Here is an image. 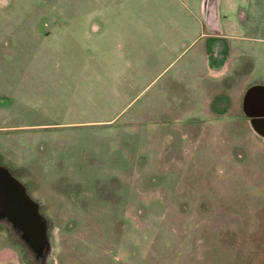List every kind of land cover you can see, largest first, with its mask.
<instances>
[{
	"label": "rangeland",
	"instance_id": "1",
	"mask_svg": "<svg viewBox=\"0 0 264 264\" xmlns=\"http://www.w3.org/2000/svg\"><path fill=\"white\" fill-rule=\"evenodd\" d=\"M238 1L222 44L262 84L264 0ZM199 3L0 0V161L52 247L35 261L0 229V264H264V143L209 116L226 78Z\"/></svg>",
	"mask_w": 264,
	"mask_h": 264
},
{
	"label": "flooded vegetation",
	"instance_id": "2",
	"mask_svg": "<svg viewBox=\"0 0 264 264\" xmlns=\"http://www.w3.org/2000/svg\"><path fill=\"white\" fill-rule=\"evenodd\" d=\"M211 43L209 44V55L211 57L212 65L221 67V57L224 54L225 47L223 46V41L221 38H211ZM241 97L233 98V95L227 96L225 99L221 98L218 99L215 104L214 108H223L231 110L233 115L232 117V126L236 129L240 128L241 130H246L249 128V120L248 117L245 115V110L242 108V101ZM187 127L184 126L185 131L187 132ZM191 137L193 136L192 132L189 131ZM186 134V136H187ZM188 136V137H190ZM0 171L2 173H7L10 177L16 179L17 181L21 182L22 186L24 187V191L22 189H14L15 191L11 193H4L0 192V229L7 232L9 237L13 240H17L21 247L27 254V258L32 256L35 261L38 259L43 260L45 262V254L47 252V244L50 241L49 236L47 235V225L46 217L41 212L40 207L36 208L35 213L37 214L39 223V235L35 231V223H34V213L33 210L28 208L24 196L28 195L32 198L26 185L13 173L12 169L2 163L0 161ZM0 179H6L7 184H9V189L13 188L14 185L11 180L3 177V174L0 173ZM14 193V194H13ZM16 196L19 198L22 204H24V212L20 209L16 208L14 205L13 200L10 196ZM35 214V215H36Z\"/></svg>",
	"mask_w": 264,
	"mask_h": 264
},
{
	"label": "crops",
	"instance_id": "3",
	"mask_svg": "<svg viewBox=\"0 0 264 264\" xmlns=\"http://www.w3.org/2000/svg\"><path fill=\"white\" fill-rule=\"evenodd\" d=\"M229 3H230V0H219V4H218V11H219L220 23L222 27V34L219 36H213L205 32L204 35L206 37H211V38L217 37V38L223 39L224 41L225 39H235L236 37H239L238 35H236L235 27L237 26L240 27L242 26L241 24L247 23V15L244 11V13L237 15L235 19H234V16H231L230 20H226L228 22L227 27L229 28L228 30H230V32H225L224 31L225 16L224 17L222 16L221 18V15L225 11L229 12V9H228ZM236 3L239 4V1ZM200 4H201V0L199 3V11H200ZM200 19H201V22L204 23L201 12H200ZM207 49L204 52H205V57H206L205 62H206V67H207L208 72L211 75L216 76L218 78H223V77L226 78L223 81H220L219 84L215 82L211 85L212 90L210 93V98L208 100L209 101V105H208L209 116H211L212 119H216L218 122H221L222 119L228 120L229 123L227 126L229 127V129H228V132H225V133H230L234 135L242 134V133L238 134V132L241 131L240 128L236 129L232 126L233 115L231 113V110L223 109L221 107L214 108L213 106L218 99H221V98L225 99L227 96L229 97L230 95H233V98L241 97L242 99L244 91L249 85H251V84H246L244 81L246 80V78L249 76V73H251V71L254 68L255 57L253 55H248L245 52H240L239 55L233 57L232 61H229L228 54L230 53V50L228 47H225L224 59H223L224 61H223V64L222 62H220L221 67L219 68L217 66L212 65L213 61L211 62L209 61V55H208L209 52ZM232 90L234 91L233 93H232ZM247 112L257 113L259 112V110L255 109V107L253 106V108H249ZM184 131L185 129L183 128V140L181 141V144L182 145L184 144L186 146L188 143L193 142L197 138L196 136L198 135V133H196V131L192 132L193 136L187 137L185 133L186 131L185 132ZM243 134L245 135L251 134V135L256 136L255 133L250 128V126L248 129L243 130ZM258 140H261L264 143L262 139L258 138Z\"/></svg>",
	"mask_w": 264,
	"mask_h": 264
},
{
	"label": "water",
	"instance_id": "4",
	"mask_svg": "<svg viewBox=\"0 0 264 264\" xmlns=\"http://www.w3.org/2000/svg\"><path fill=\"white\" fill-rule=\"evenodd\" d=\"M218 4L219 0H201L200 4V12L202 14V18L204 21V31L207 34L213 36H219L222 34V27L220 23L219 11H218ZM225 51V50H224ZM223 51V52H224ZM209 52V49H208ZM209 55V54H208ZM224 54H222L221 62L223 64ZM209 61L211 62V57L209 55ZM259 110L257 113H248L247 110L249 108H253ZM242 108L245 110V115L248 117L249 126L255 135L264 141V84H251L249 85L243 93L242 96ZM4 178L11 180L14 187L9 189V184H7L6 179H0V192L4 193H11L15 191L14 189H22L24 191V187L22 186L21 182L17 181L16 179L10 177L7 173H2ZM14 194V193H13ZM10 198L13 200L14 205L16 208L20 209L24 212V204L21 203L18 197L11 195ZM25 203L28 208L32 209L34 213V223H35V231L37 236L39 235V228H38V217L35 213L36 208H38V203L31 198L30 196H24ZM36 214V215H35ZM52 254V247L50 242L47 244V252L45 254L46 262L50 258Z\"/></svg>",
	"mask_w": 264,
	"mask_h": 264
}]
</instances>
